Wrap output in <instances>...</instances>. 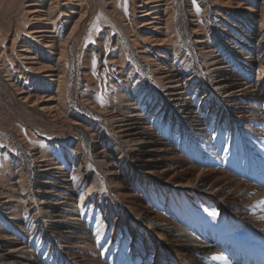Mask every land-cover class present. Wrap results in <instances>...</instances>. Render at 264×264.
I'll return each mask as SVG.
<instances>
[{
  "label": "bare ground",
  "instance_id": "bare-ground-1",
  "mask_svg": "<svg viewBox=\"0 0 264 264\" xmlns=\"http://www.w3.org/2000/svg\"><path fill=\"white\" fill-rule=\"evenodd\" d=\"M133 1L138 28L129 30L130 42L140 49L143 42L165 46L162 56L167 65L172 63L180 47L171 0ZM211 1L240 7L246 17L241 23L226 18L225 24L220 23L221 37L217 40L207 41L195 28L209 79L194 81L193 73L169 69L164 62L149 58L144 47L141 55L151 66L155 82L165 90L164 98L147 104L145 114L140 113L141 103L135 105L137 99L133 98H128L129 110H100L121 146L136 159V163H127L126 149L115 144H108L106 152L103 149L95 153V164L104 173L109 192L115 191L112 197L116 196L123 207L112 198L95 200L97 178L95 173L90 175L84 157L78 163L80 178L91 181L90 184L79 191L77 183H68L69 179L58 188H50L48 181H44L38 204L21 192V174L10 183L3 177L1 181L8 183L5 186L11 184L17 191L9 196L16 199L18 208L25 205L32 223L30 228L26 226L19 209L7 214L6 221L20 233L0 231V264H50L39 253L38 245L33 248L34 242L30 243V233L39 229L49 252L54 249L63 252L60 264H264V0H259L262 3L259 9L250 1ZM84 2L27 3L31 21L28 36L56 56L54 64L44 63L30 50L26 40L15 54L12 48L9 50L16 57L18 67L56 83V97L20 91L24 101L55 117L62 115L59 108L66 72L63 62L68 43L85 17ZM61 16L70 26L63 39L58 38L60 33L55 29ZM223 32L229 34L225 39ZM117 49L120 58L115 61L124 70L123 45ZM108 58L110 62L114 59ZM93 107L96 108L94 104ZM157 117L169 123V131L180 133L181 141L188 138L182 146L193 151L192 157L182 153L181 144L174 145L168 135L165 138L156 131ZM218 127L227 136H239L240 143L226 149L227 137L220 143L215 138ZM43 160H40L41 171L45 175L53 174V165ZM183 192L188 194L192 207L179 199ZM154 193L164 211L148 202L146 194L154 201ZM196 199L216 209L220 218L214 221L212 217L202 216L194 204ZM88 201L101 206L113 239L121 228L130 235L133 245L130 253L121 248L111 252L110 246L104 253L98 246L95 229L89 227L81 214V206Z\"/></svg>",
  "mask_w": 264,
  "mask_h": 264
},
{
  "label": "rangeland",
  "instance_id": "rangeland-1",
  "mask_svg": "<svg viewBox=\"0 0 264 264\" xmlns=\"http://www.w3.org/2000/svg\"><path fill=\"white\" fill-rule=\"evenodd\" d=\"M31 1L44 3V0H0V231L13 230L17 234L20 231L6 221L7 214L19 209L20 218L25 220L26 226L30 228L31 213L25 205L18 208L16 199L9 196L16 190L11 184L5 186V183L15 181L21 174L20 176L23 177L21 192L23 195L27 194L33 203L37 201L35 204L39 203L42 196L41 187L45 185L44 181H48L50 188H58L64 180L69 179L68 183H77L78 190L82 191L91 182L80 178L82 173L78 163L83 157L90 175L95 173L97 178L98 187L94 192L98 196L95 200L112 198L113 202L122 208L123 205L118 198L112 197L115 191L112 190V194L109 192L104 173L95 164L97 151L105 149L106 152L109 149L107 146L114 144L123 147L119 138L110 130L100 110L109 112L129 110L128 98H133L137 99L135 105L141 103L138 109L140 113L145 114L146 105L158 102L165 94V90L155 82L152 68L141 55V51L145 47L144 50L147 51L149 58L154 57L157 62L165 63L162 55L165 54L166 47L141 42L142 49H140L129 40V30L137 27L134 1L85 0V17L77 27L78 30L71 42L68 43V54L63 62L66 72L63 101L59 108L62 115L52 116L43 112L38 106L24 101L20 91L24 94L30 93L29 95L57 96L56 83L41 74L18 67L16 57L9 54L11 48V52L15 54L23 40H26L31 46L30 50L36 52V55L43 59V62L45 61L44 63H55L56 56L28 36L31 21L27 13V3ZM238 1L254 2L258 9L262 6L259 0ZM171 5L180 50L171 65L169 63L164 65L169 69L193 73L194 81L209 79L208 67L196 41L198 35L205 37L207 41L217 40L221 37L220 23L225 24L226 18L234 23H241L246 17V12L240 7L221 6L211 0H171ZM195 28L199 29V34L194 32ZM55 29L60 33V36L57 35L58 38L63 39L68 35L70 26L61 16L60 21L55 24ZM221 35L225 39L229 34L223 32ZM119 45H123L126 57L124 70L115 61L119 56L117 49ZM108 57L114 58L111 59L112 62ZM194 99L198 101L197 96ZM156 120V131L165 138L168 135L174 145L181 144L182 153L192 157L193 151L182 146L186 144L188 138L181 141L180 133L174 134L173 131H169L168 122L158 117ZM211 127H213L212 121ZM214 133L218 143L227 137L226 149H232L233 143H240L239 136L225 135L222 127H218ZM87 156L89 159H86ZM124 156L127 163H136L134 154L128 149L124 151ZM41 159L50 166L53 165V174L45 175L41 171ZM3 177L7 182L1 181ZM153 196L154 201L146 194L148 202L164 211L158 196L155 193ZM181 196L180 200L185 201L188 206H193L188 194L183 192ZM96 204L97 202H86L83 207L81 206V214L89 227L95 229L98 246L103 250L110 246L111 252L121 248L130 253L133 248L132 243L130 244V235H126L121 228L118 236L113 239L102 208ZM194 204L205 218L212 217L214 221L220 218L217 210L204 201L196 199ZM42 234L40 229L38 232L30 233V243L34 242L33 248L38 245L39 253L45 255L50 264L55 259H57L55 263L60 264L63 252L59 249L49 252V248L43 242Z\"/></svg>",
  "mask_w": 264,
  "mask_h": 264
}]
</instances>
